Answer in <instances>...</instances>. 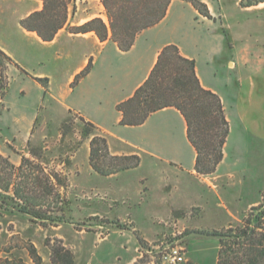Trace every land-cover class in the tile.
I'll list each match as a JSON object with an SVG mask.
<instances>
[{
	"label": "crops",
	"instance_id": "1",
	"mask_svg": "<svg viewBox=\"0 0 264 264\" xmlns=\"http://www.w3.org/2000/svg\"><path fill=\"white\" fill-rule=\"evenodd\" d=\"M200 1L211 19L201 16L188 1L171 0L164 18L142 30L131 48L122 51L110 36L100 40L94 31L69 30L94 17L107 22L100 0H71L65 25L50 41L20 24L22 18L43 7L42 0H0V51L28 76L47 80L46 88L37 84L33 92L21 87V96L30 104L15 108L11 123H4L2 116L0 123L5 134L12 129L21 132L14 139L22 148L35 135L27 116L37 112L60 120L71 110L92 122L106 137L111 154H134L140 159L137 168L115 173L116 181L122 177L115 184V202L122 197L124 201L118 202L128 204L132 229L137 230L141 217L146 218L148 228L139 233L150 245L162 229L156 219L199 207L189 243L214 238L208 243L216 250L210 261L215 264L218 238L200 230L240 223L264 192V2L242 6L240 0ZM173 11L171 25L166 27ZM169 44L194 60L200 84L219 96L229 123L223 157L208 175L195 172V150L187 138L185 119L176 108L152 112L140 125L119 123L121 113L116 105L133 95ZM89 61V72L71 86ZM13 75L25 80L22 74ZM1 146L0 142V153L15 165L21 163L20 156H28ZM83 149L88 154V142ZM140 210L141 214L136 213ZM140 249L136 240L133 250L139 254L128 263L135 264L142 256ZM196 264L201 263L196 260Z\"/></svg>",
	"mask_w": 264,
	"mask_h": 264
},
{
	"label": "rangeland",
	"instance_id": "2",
	"mask_svg": "<svg viewBox=\"0 0 264 264\" xmlns=\"http://www.w3.org/2000/svg\"><path fill=\"white\" fill-rule=\"evenodd\" d=\"M249 1L253 0H240L239 4L245 6ZM174 13L173 11L166 21V27L171 25ZM104 18L108 22L106 13ZM211 18L210 15L208 19ZM221 31L229 43L228 34L224 29ZM13 72L22 74L25 80L15 79ZM36 78L38 77L28 76L6 56L0 54V119L2 116L4 123H11L15 108L30 104L27 97L21 96V87L26 92H33L37 84L47 87L46 79ZM27 117L33 122L35 135L34 138L31 137V141L28 140L22 148L17 147L14 138L21 132L12 129L10 134H5L6 130L3 124L1 129L0 123V142L2 149L19 154L25 152L29 158H32L31 152H34L36 158L33 163L26 165L18 173L17 180L25 186L28 183L25 191L34 196L39 204L38 213L46 219L39 221L0 205V264H130L128 262L132 257L139 254L133 250L136 240L137 243L143 241V247L148 246V242L139 233L148 228L147 219L141 217L138 231L133 230L134 223L129 215L128 204L118 202L122 197L115 202V184L120 183L122 177L116 181L115 173L101 175L91 167L90 139L85 138L82 131L84 128H92L86 127L78 114L71 110L61 116L60 120H56V116L40 112ZM37 137L40 138L39 141L36 140ZM85 142H88V154L83 149ZM139 163L134 168L122 171L133 170ZM34 164L38 166L34 168ZM46 173L52 176L50 184L46 183ZM33 176H38L42 181L34 179ZM123 201L122 198L121 202ZM198 209L199 207L193 206L174 211L166 218L156 219L154 222L160 224L162 229L150 244L163 236L167 240L178 239L185 251L187 247L190 250L182 264H196V260L201 264H210L216 250L212 249L208 240L214 238L210 237L205 241L193 240L189 243L191 223H197ZM141 211L136 213L141 214ZM51 217H55V220L64 218L65 222L53 221ZM226 228L198 230L212 234ZM122 229L126 232L121 231ZM53 248L60 250L55 254ZM67 252L71 254L70 257ZM151 261L153 264H160L157 257L146 254L137 258L135 264H151Z\"/></svg>",
	"mask_w": 264,
	"mask_h": 264
},
{
	"label": "trees",
	"instance_id": "3",
	"mask_svg": "<svg viewBox=\"0 0 264 264\" xmlns=\"http://www.w3.org/2000/svg\"><path fill=\"white\" fill-rule=\"evenodd\" d=\"M70 1L42 0L43 7L22 18L20 24L25 29L34 31L43 41H50L66 23ZM170 1L100 0L108 18L107 23L100 17H94L82 25L69 27V30L73 33L94 31L100 40L110 36L120 50L127 51L142 30L164 18ZM186 1L190 2L199 14L210 17L204 2ZM260 2L264 0L249 1L245 6ZM0 54L4 55L2 51ZM90 67L89 61L76 74L71 84H76L84 77ZM165 107L176 108L185 119L187 138L196 154L195 172L202 175L213 173L223 157V145L229 133V123L219 96L200 84L194 60L181 55L174 44L163 47L143 83L131 97L116 105V109L121 113L119 123L132 126L142 124L152 112ZM79 117L86 127L92 128H84L82 135L90 139L89 163L96 172L110 175L138 165L137 155H112L106 137L97 131L92 122ZM31 153L32 158L23 156L17 166L0 153V205L40 221L46 217L38 213L39 204L34 196L25 191L28 183L25 182V186L17 180L18 173L26 165H31L36 158L34 152ZM37 166L34 164V168ZM40 171L43 172V169L40 168ZM33 177L39 179L38 176ZM51 177L48 173L45 174L46 183L52 182ZM54 218L50 219L65 222L64 218ZM212 235H215L219 242L215 264H264V192L259 203L249 208L238 225L214 231ZM139 245L143 248V241H139ZM58 249L60 250L53 248V253L56 254ZM67 255L71 256L69 252Z\"/></svg>",
	"mask_w": 264,
	"mask_h": 264
},
{
	"label": "built area",
	"instance_id": "4",
	"mask_svg": "<svg viewBox=\"0 0 264 264\" xmlns=\"http://www.w3.org/2000/svg\"><path fill=\"white\" fill-rule=\"evenodd\" d=\"M141 253L157 257L160 264H182L186 261L185 247L178 242V239L167 240L164 236L155 243L141 248Z\"/></svg>",
	"mask_w": 264,
	"mask_h": 264
}]
</instances>
